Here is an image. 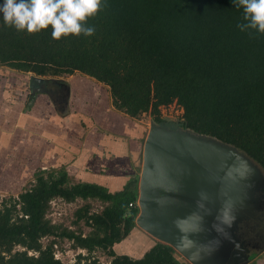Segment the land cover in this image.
<instances>
[{"label":"trees","instance_id":"1","mask_svg":"<svg viewBox=\"0 0 264 264\" xmlns=\"http://www.w3.org/2000/svg\"><path fill=\"white\" fill-rule=\"evenodd\" d=\"M242 20L232 0H107L86 22L94 35L59 40L50 26L27 33L0 20V66L25 81L48 78L44 84L56 93L66 87L59 79L74 75L66 87L71 99L80 97L77 82H89L102 95L109 89L120 112L132 118L149 113L157 124L163 107L178 105L189 129L237 147L264 170V34L241 32ZM27 84L24 94L31 100L51 94L32 93ZM139 176L112 191L73 183L66 168L37 170L18 196L0 198V264H64L55 257L59 239L88 255L106 252L109 264H190L159 241L138 259L116 253L115 245L136 230ZM78 200L103 204L97 213L90 205L77 210L78 220L92 229L88 235L48 218L52 202ZM44 238L50 239L46 246Z\"/></svg>","mask_w":264,"mask_h":264},{"label":"water","instance_id":"2","mask_svg":"<svg viewBox=\"0 0 264 264\" xmlns=\"http://www.w3.org/2000/svg\"><path fill=\"white\" fill-rule=\"evenodd\" d=\"M46 81L32 76V93ZM226 204L235 220L218 232L215 217ZM138 206L136 225L190 264H250L256 245L247 237L264 212V170L237 147L164 117L144 143Z\"/></svg>","mask_w":264,"mask_h":264},{"label":"crops","instance_id":"3","mask_svg":"<svg viewBox=\"0 0 264 264\" xmlns=\"http://www.w3.org/2000/svg\"><path fill=\"white\" fill-rule=\"evenodd\" d=\"M7 71L0 73V174L4 179L24 182L37 170L66 168L73 183H97L117 191L139 173L148 133L139 122L112 109L110 96H105L108 89L102 95L92 83L77 82L78 100L68 95L63 101L54 92L49 97L37 95L32 105L24 94L27 83L32 92L31 78L25 81ZM72 80H64L66 87ZM47 89L37 86L33 92ZM8 167L12 172H5Z\"/></svg>","mask_w":264,"mask_h":264},{"label":"clouds","instance_id":"4","mask_svg":"<svg viewBox=\"0 0 264 264\" xmlns=\"http://www.w3.org/2000/svg\"><path fill=\"white\" fill-rule=\"evenodd\" d=\"M106 3L107 0H0V20L5 26L27 33H37L50 26L51 36L56 40L70 35L87 37L95 33V27L87 24V20ZM232 3L243 12V20L237 24L241 32L264 34V0H232ZM198 206L203 205L198 202ZM215 219L218 223L213 228L220 232L225 226L231 227L235 216L226 204L218 210ZM181 222L178 218V228ZM185 240L182 236L181 243Z\"/></svg>","mask_w":264,"mask_h":264},{"label":"rangeland","instance_id":"5","mask_svg":"<svg viewBox=\"0 0 264 264\" xmlns=\"http://www.w3.org/2000/svg\"><path fill=\"white\" fill-rule=\"evenodd\" d=\"M10 69L11 68L7 66H0V73L8 70L7 71V74H8V72H10ZM13 71L16 72V70H13ZM71 77L73 78L74 75L63 76L59 80H66ZM21 78L23 79V76H21ZM105 96H108V97L110 96L109 103L112 109L113 108L116 109V107L113 105V100H112L109 89H108V93L105 94ZM117 111L120 112L119 110ZM162 113L164 117H169L177 121L181 119L183 111L181 108H179L178 105L174 104L169 107H163ZM123 114L125 115V113ZM132 119L134 122L136 121V122H139L141 125H143L145 135L150 131L151 123L153 122V120L149 113L143 114L139 118H132ZM146 138L145 137L143 138V145L145 143ZM143 149H144V146H142V159H141V167H140L139 175L141 174V171H142ZM8 171L12 172V169H10V167L6 168L5 172H8ZM32 182H34V177H31L30 179L27 178L24 182H17L13 180L10 181V179H4V177L1 176L0 174V198L5 200V199H9L10 197L18 196L20 192L24 190V187L26 186L29 187ZM88 202L89 201L78 200L77 202L73 204H70V203L68 204L64 201H57V203L53 205L52 210L51 209L49 210L48 218H50L52 222H54L56 225H58L62 229H69V230L77 231L78 233L82 232L84 235H88L92 231V229L86 224V219L78 220L77 210L84 208L87 205L91 206L90 213H97L103 210V204H101L100 202L98 201H90V203ZM258 220H255L252 223V227H254L256 233H252L250 237H247L251 244L256 245V249H254L252 253V254H256L255 256L256 259H254L252 264L254 263L261 264L262 261L264 260V243L260 245L258 241V238L264 237V222H261V221L258 222ZM263 221H264V218H263ZM247 229L248 228H245V231ZM49 240H50L49 238L48 239L44 238L42 240L43 246L48 245ZM156 242L158 241L155 238H153L152 236H150L149 234L141 230L138 226H136V230H134L120 244L115 245V250L118 255L126 254L134 259H138L142 257L143 254L147 252ZM57 246H58V250H56L58 254L57 256L60 258V260H62L64 264H75L78 261V257L80 255L83 258H86L81 261V264H91V262H93L94 260H98L101 263L109 264L110 261L112 260L111 257L106 252H103L100 250L94 252L91 255H88V252L84 249H75L73 247V242L69 241L68 239H59ZM17 250H23V249L17 248ZM257 250L259 252L254 253V251L257 252ZM177 256L180 260H186L178 252H177Z\"/></svg>","mask_w":264,"mask_h":264},{"label":"flooded vegetation","instance_id":"6","mask_svg":"<svg viewBox=\"0 0 264 264\" xmlns=\"http://www.w3.org/2000/svg\"><path fill=\"white\" fill-rule=\"evenodd\" d=\"M40 85V87L41 88H44V87H46V88H49L50 89V95H53L54 94V90H52V89H54L53 88V86H50V84H39ZM69 89V88H68ZM68 89H66V87H63V89L62 90H60V93L58 94V96L64 101V100H66V98H67V96L68 95H71V91L70 92H68ZM69 97V96H68ZM139 174V173H138ZM263 218H264V213L262 214V216H261V218H260V220H258V222H264L263 221ZM262 219V220H261ZM262 225V224H261ZM263 226V225H262ZM258 241H259V243H260V245L262 244V243H264V237L263 238H258ZM259 251L257 250V252H255L254 251V253H258ZM256 254H252V256H251V261L252 260H254V259H256ZM258 259V258H257Z\"/></svg>","mask_w":264,"mask_h":264},{"label":"built area","instance_id":"7","mask_svg":"<svg viewBox=\"0 0 264 264\" xmlns=\"http://www.w3.org/2000/svg\"><path fill=\"white\" fill-rule=\"evenodd\" d=\"M183 114V113H182ZM180 120H183V117L181 116V119ZM55 203H57V201H54V202H52V205H55ZM83 253V252H82ZM58 254L56 253L55 254V257H56V259H60L58 256H57Z\"/></svg>","mask_w":264,"mask_h":264}]
</instances>
